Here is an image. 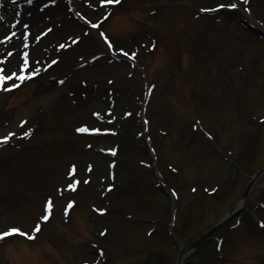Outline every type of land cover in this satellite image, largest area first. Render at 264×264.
<instances>
[{"label":"rangeland","instance_id":"1","mask_svg":"<svg viewBox=\"0 0 264 264\" xmlns=\"http://www.w3.org/2000/svg\"><path fill=\"white\" fill-rule=\"evenodd\" d=\"M0 18L12 70L39 61L0 90V231L33 237L0 238V264H175L263 167L264 0H0ZM244 204L193 264H264V172Z\"/></svg>","mask_w":264,"mask_h":264},{"label":"snow or ice","instance_id":"2","mask_svg":"<svg viewBox=\"0 0 264 264\" xmlns=\"http://www.w3.org/2000/svg\"><path fill=\"white\" fill-rule=\"evenodd\" d=\"M31 2V0H30ZM105 2L107 3H114V2H118V0H100V3L103 5ZM248 2V0H244V3L246 4ZM236 8L237 4L236 3H229V4H217L216 8L217 9H221V8ZM211 9H201V11H210ZM245 11H248V9H244ZM24 27H27V25H24ZM93 27H96V25H93ZM23 35V33H22ZM100 35H104L103 33H101ZM69 39L72 40L73 43H76L79 40V37L77 36L76 38H72L71 36L68 37ZM5 39H7V36H5ZM35 39H39V36L35 37ZM67 45H60V47H66ZM110 46V45H109ZM126 56L128 55V53H124ZM39 63V61L35 60V58H33L32 64L31 66H29L28 64V60L25 59V61L23 62V65H21L19 62L17 64V67L15 70L12 69H2L0 68V90L2 91H9L12 88H16L18 87V85L16 84V80H25V79H29L30 77L24 74V70L25 68H28L29 71L32 72L33 75L36 74V65ZM53 63H55V61H53ZM19 73V74H18ZM11 82L10 84L6 85V82ZM62 83V82H61ZM21 123L23 124L24 121H21ZM77 132H86L88 131V129L86 127H80L76 129ZM93 131H95V129H93ZM14 134L9 132L7 135H4L2 137H0V140L2 141H7L8 138L10 136H13ZM25 136L28 135V133H24ZM114 151V150H113ZM69 175H71V173H69ZM69 188L73 187V184L71 182H69L68 184ZM71 201L68 202L67 207L65 208V213H67L68 208H70L72 206ZM51 206V202L50 201H46L45 207H44V214L41 215L40 219L41 220H47L48 219V209ZM98 211L103 212L104 209L100 208L98 209ZM40 229V225L36 224L35 227L32 229V232H36ZM19 234L20 236H26L28 239H32V235L25 233L23 231H21L18 227L15 226H11L8 227L6 231H0V238L9 236L11 234ZM103 234V233H102Z\"/></svg>","mask_w":264,"mask_h":264},{"label":"water","instance_id":"3","mask_svg":"<svg viewBox=\"0 0 264 264\" xmlns=\"http://www.w3.org/2000/svg\"><path fill=\"white\" fill-rule=\"evenodd\" d=\"M259 174V173H258ZM257 174V175H258ZM251 188V184L249 185V187L246 189V191L244 192L242 199L244 200L249 192ZM227 222V219L224 218L221 222H219L216 226H214L213 228H211L208 232H206L202 237H200L198 240H196L195 242H193L191 245H189L187 248H185L179 257V260L177 262V264H181L182 263V256L185 250H189V249H193L198 247L203 241H205L207 238H209L218 228L222 227L225 223Z\"/></svg>","mask_w":264,"mask_h":264},{"label":"bare ground","instance_id":"4","mask_svg":"<svg viewBox=\"0 0 264 264\" xmlns=\"http://www.w3.org/2000/svg\"><path fill=\"white\" fill-rule=\"evenodd\" d=\"M12 26H14V25H13V23L11 21L10 22H7V21H5L4 18H2V21L0 22V34H1V32L6 31V29L8 30L9 28H12ZM15 46L16 45L13 43L12 44V47H15ZM7 49H9L8 46H7ZM0 58L2 59L3 63L7 67H9L10 69H13L12 66H11L12 65V62L14 60L13 58H9V57L3 58V56H0Z\"/></svg>","mask_w":264,"mask_h":264}]
</instances>
